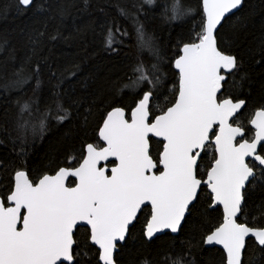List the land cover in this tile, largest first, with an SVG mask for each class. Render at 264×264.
<instances>
[{
    "label": "snow or ice",
    "instance_id": "snow-or-ice-1",
    "mask_svg": "<svg viewBox=\"0 0 264 264\" xmlns=\"http://www.w3.org/2000/svg\"><path fill=\"white\" fill-rule=\"evenodd\" d=\"M245 3L195 0L185 11L163 0L166 22L190 18L167 51L141 15L160 10L157 0L117 4L102 49L134 46L137 56L104 98L66 103L69 73L54 71L43 110L17 98L15 156L0 167V264H123L130 247L158 245L169 249L165 264H253L250 253L264 255V84L258 97L245 93L251 75L232 50ZM33 5L16 0L20 12ZM68 13L57 5L56 16ZM46 36L63 38L45 25L33 52ZM249 56L264 73V38ZM24 71L0 87L21 92L34 81L39 92L40 63ZM53 121H78L79 138L37 167L29 148Z\"/></svg>",
    "mask_w": 264,
    "mask_h": 264
},
{
    "label": "trees",
    "instance_id": "trees-1",
    "mask_svg": "<svg viewBox=\"0 0 264 264\" xmlns=\"http://www.w3.org/2000/svg\"><path fill=\"white\" fill-rule=\"evenodd\" d=\"M133 2L134 0H88L86 6L84 0H34L31 10L20 12L17 11L16 0H0V85L15 79L14 74L22 66L25 75L36 62L42 68V86L39 92H33L34 81L25 84L21 92H8L0 87V140L4 141L0 143V167H6V162L15 156L8 137L16 136L19 112L17 98H21V102L36 100L43 110L44 101H51L50 90L56 85L55 79L50 80V71L57 75L69 73V78L61 85L68 93L66 103L81 98L90 101L94 97L99 102L107 95L111 82L123 76L126 62H135L137 50L134 46L125 48L119 55H109L102 49L101 37L105 21L111 22L117 16L115 6H130ZM194 4L195 0H168L169 10L177 6L186 11ZM57 5H69V13L63 19L56 16ZM157 5L160 10L148 11L146 18L143 13L141 15L148 33L153 34L156 42L167 51L169 44L174 43L190 18L168 23L161 15L163 0H157ZM233 24L236 44L232 50L244 57L245 69L251 75L250 86L244 91L258 97L261 85L264 84V73L259 65L253 64L249 52L258 51L260 40L264 38V0H246L238 17L233 18ZM45 25L49 35L59 30L63 38L55 41H50L47 36L40 38L37 51L33 52L36 47L33 41L40 31L45 30ZM144 56L147 59V53ZM76 65H79L78 70ZM74 70L77 75L70 76V72ZM77 123L78 121H73L70 125H55L53 121L43 141L37 139L29 148L33 164L41 166L42 162L47 161L50 149L63 150L74 139H78ZM168 253L166 245L154 246L148 250L130 247L121 259L123 264H142L145 259L151 260L153 264H165V255ZM207 255L198 254L196 258L206 260ZM249 255L253 264H264V255L258 252Z\"/></svg>",
    "mask_w": 264,
    "mask_h": 264
}]
</instances>
